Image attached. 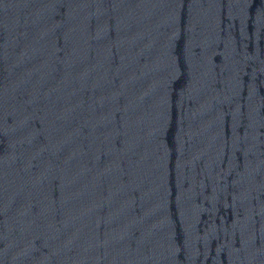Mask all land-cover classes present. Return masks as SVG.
Wrapping results in <instances>:
<instances>
[{
	"label": "water",
	"instance_id": "95a60500",
	"mask_svg": "<svg viewBox=\"0 0 264 264\" xmlns=\"http://www.w3.org/2000/svg\"><path fill=\"white\" fill-rule=\"evenodd\" d=\"M0 264H264V0H0Z\"/></svg>",
	"mask_w": 264,
	"mask_h": 264
}]
</instances>
